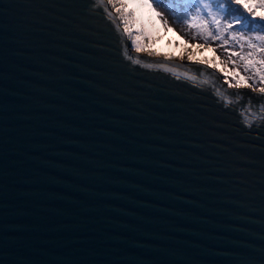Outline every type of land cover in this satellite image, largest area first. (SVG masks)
<instances>
[{"label": "water", "instance_id": "water-1", "mask_svg": "<svg viewBox=\"0 0 264 264\" xmlns=\"http://www.w3.org/2000/svg\"><path fill=\"white\" fill-rule=\"evenodd\" d=\"M98 7L0 0V264H264L260 94Z\"/></svg>", "mask_w": 264, "mask_h": 264}, {"label": "snow or ice", "instance_id": "snow-or-ice-1", "mask_svg": "<svg viewBox=\"0 0 264 264\" xmlns=\"http://www.w3.org/2000/svg\"><path fill=\"white\" fill-rule=\"evenodd\" d=\"M91 4L94 8L99 6L97 10L106 19L119 21L115 24V28L122 49L126 47L125 40H127L131 42L130 47L134 49L135 53L146 54L149 58L161 55V53L153 51L146 43L151 38L152 15L158 18L165 28L175 31L164 19L163 13L157 9L167 5L174 13L179 10L178 22H186L188 28L195 29V35L204 41L203 44H193L192 49L211 50L215 53L212 43L219 41L217 47L224 48L228 53L229 63L233 67L226 70L225 67H221L217 63L220 59L218 56L205 58L201 55V58H197L194 51L190 52L187 57L189 63L218 70L228 88L247 87L252 92H258L259 97L242 93H236V95L238 97L249 95L248 102L244 105L245 111L251 110L250 105L255 99L259 104V112L264 114V87L253 86L254 84H264V0H91ZM144 10L152 15L146 16ZM237 46L240 50H233ZM245 47L249 49L247 52L244 51ZM122 54L128 61L143 69L171 73L177 78L182 76L191 81L197 79L195 75L190 76L187 72H179L176 67H172L168 63L145 62L139 55L134 58L126 52ZM232 57H238L243 62L245 70H251L253 75H242L239 67H236L237 60L231 59ZM172 59L171 54L164 57L166 61ZM181 59H183V55ZM231 103V100H225L221 106L227 108ZM261 119H264V116H261ZM248 127H252L251 123L248 124Z\"/></svg>", "mask_w": 264, "mask_h": 264}, {"label": "rangeland", "instance_id": "rangeland-1", "mask_svg": "<svg viewBox=\"0 0 264 264\" xmlns=\"http://www.w3.org/2000/svg\"><path fill=\"white\" fill-rule=\"evenodd\" d=\"M157 10L163 13L164 19L168 21L170 28H174L175 31H171L168 28H165L164 24L161 23L158 18L153 17L152 25L150 28L151 38L146 41V43L150 45L153 51H157L163 56H168L169 54H171L172 57L179 58L183 55V58H186V56H188L191 52L193 44L204 43L203 39L195 35V29H189L186 22H178L177 16L180 15L179 10L174 13L169 9L167 5L158 7ZM169 41H171V43H169ZM219 43V41L212 43V47L215 48V52L217 53L216 56L220 58L217 62L220 64L221 67H225L226 70L232 68L233 65L229 63L228 53L224 50L223 47H217V44ZM233 50L239 51L240 49L237 46L234 47ZM248 50L249 49L245 47L244 51L247 52ZM210 51L211 50L204 51L201 49L202 53L198 54V56L201 57V55H203V57L212 58V52ZM231 59L237 60L236 67H239L240 73L242 75H253V72L251 70H245L243 62L240 61L238 57H232ZM233 82L235 81L233 80ZM253 86L259 88L264 87V84H254Z\"/></svg>", "mask_w": 264, "mask_h": 264}, {"label": "bare ground", "instance_id": "bare-ground-1", "mask_svg": "<svg viewBox=\"0 0 264 264\" xmlns=\"http://www.w3.org/2000/svg\"><path fill=\"white\" fill-rule=\"evenodd\" d=\"M144 11H146V16H148V15H152V14L149 13L147 10H144ZM153 17H154V15H152V19H153ZM158 28H159V27H158ZM192 51H194V53H195V55L197 56V58H201V57L198 56V54L202 53V52H201V49L193 50V49L191 48V52H192ZM187 57H188V56H186V58H184V59L188 61ZM205 58H206V57H205Z\"/></svg>", "mask_w": 264, "mask_h": 264}]
</instances>
